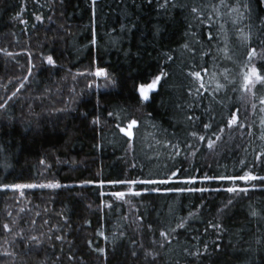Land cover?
I'll use <instances>...</instances> for the list:
<instances>
[{"label":"trees","instance_id":"obj_1","mask_svg":"<svg viewBox=\"0 0 264 264\" xmlns=\"http://www.w3.org/2000/svg\"><path fill=\"white\" fill-rule=\"evenodd\" d=\"M253 68L264 0H0V264H264Z\"/></svg>","mask_w":264,"mask_h":264},{"label":"snow or ice","instance_id":"obj_2","mask_svg":"<svg viewBox=\"0 0 264 264\" xmlns=\"http://www.w3.org/2000/svg\"><path fill=\"white\" fill-rule=\"evenodd\" d=\"M195 11V9H194ZM255 55V52L253 53H250V57L251 56H254ZM48 63L49 64H52L53 63V60L51 57L48 58ZM95 75L97 76H104L105 73L102 71V70H99L95 73ZM196 77H199V73H195L194 74ZM161 79L160 76H157L155 80L152 81V83L144 86V85H141L139 91H140V95L141 97L144 99V100H147L148 99V95H149V92L151 90H154L156 88V85L157 83L159 82V80ZM256 83H262L264 84V76H261L259 75L255 68L252 69L251 73L245 77V88L248 90V91H251L252 87L256 84ZM261 103L264 104V100H261ZM0 107H2V105H0ZM136 122L135 121H132L131 124H129L128 126V131L125 133L126 135H129L131 136L132 133H131V129L135 126ZM237 124V117L235 115H233V118L229 121V126H233V125H236ZM121 131H125L124 129H121ZM203 139V138H201ZM212 145L210 144L209 147H211ZM173 175H175V173H173ZM205 179H212L211 177H205ZM219 179H240V180H244V181H251V180H254V179H257V177H254L250 174H246L242 177H219ZM260 179H264V177H261ZM189 183H191L192 181H188ZM135 183V182H133ZM144 183H168V181H144ZM13 187L15 188H20V187H41V188H58L60 187L59 184H55V183H49V184H42V185H14ZM178 191H185L184 189H179ZM227 191L229 192H237V191H246V189H237V188H228ZM123 193H118L117 196L119 198H122L123 197ZM136 195H139V193H136ZM7 227V226H5ZM162 235H164V233H162ZM35 239V238H33Z\"/></svg>","mask_w":264,"mask_h":264},{"label":"water","instance_id":"obj_3","mask_svg":"<svg viewBox=\"0 0 264 264\" xmlns=\"http://www.w3.org/2000/svg\"><path fill=\"white\" fill-rule=\"evenodd\" d=\"M132 121H135L136 124H135V126L131 129V133H132V135L129 136V135H126L125 133L128 131V126H129V124L132 123ZM137 125H138V121H137L136 119H132V120L128 121L126 124L120 126V132H121L124 136H126L127 138L132 139V138L134 137V135H135V128H136ZM121 129H124L125 131H121Z\"/></svg>","mask_w":264,"mask_h":264}]
</instances>
